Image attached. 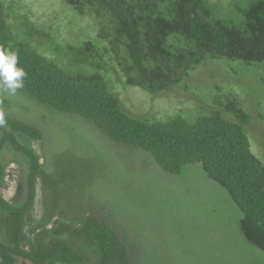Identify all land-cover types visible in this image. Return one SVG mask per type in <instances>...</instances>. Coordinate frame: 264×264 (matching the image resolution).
<instances>
[{
  "label": "rangeland",
  "instance_id": "obj_1",
  "mask_svg": "<svg viewBox=\"0 0 264 264\" xmlns=\"http://www.w3.org/2000/svg\"><path fill=\"white\" fill-rule=\"evenodd\" d=\"M207 1L224 16L245 2ZM0 2L17 43L72 72L77 67L67 50L94 42L104 53L102 66L111 92L132 117L193 121L222 112L217 100L233 97L249 116L245 130L250 150L264 167V67L205 59L182 84L151 95L124 85L98 38L97 22L78 16L64 0ZM7 117L36 127L41 138L11 132L4 123ZM88 211L112 226L132 264H264V253L239 231L241 212L200 165L168 176L148 154L113 142L90 122L59 114L23 91L0 89V247L16 256V264H37L32 248L51 237L58 225L78 228ZM10 212L24 215L19 251L5 238ZM66 240L83 256L82 264L98 263L94 248L72 237Z\"/></svg>",
  "mask_w": 264,
  "mask_h": 264
},
{
  "label": "trees",
  "instance_id": "obj_2",
  "mask_svg": "<svg viewBox=\"0 0 264 264\" xmlns=\"http://www.w3.org/2000/svg\"><path fill=\"white\" fill-rule=\"evenodd\" d=\"M64 1L78 16L97 22L98 38L124 85L151 95L182 84L205 59L264 67V0H245L225 16L216 14L207 0ZM0 48L16 53L17 67L26 72L24 86L17 90L40 105L84 119L113 142L148 154L168 176L200 165L241 212L238 227L244 239L264 253V167L250 150L245 130L249 116L239 101L222 96L216 102L222 112L193 121L132 117L111 92L102 66L104 53L94 42L67 50L77 67L72 72L17 43L1 2ZM4 123L15 134L41 138L40 130L25 122L7 117ZM23 225L22 213L10 212L5 218V238L14 251L21 249ZM66 237L98 251L97 264H132L128 248L95 211H88L78 228H52L51 237L32 248V259L37 264H82L83 256ZM16 262L11 251L0 247V264Z\"/></svg>",
  "mask_w": 264,
  "mask_h": 264
},
{
  "label": "clouds",
  "instance_id": "obj_3",
  "mask_svg": "<svg viewBox=\"0 0 264 264\" xmlns=\"http://www.w3.org/2000/svg\"><path fill=\"white\" fill-rule=\"evenodd\" d=\"M18 57L15 52L0 48V89L14 94L24 86L26 72L17 67Z\"/></svg>",
  "mask_w": 264,
  "mask_h": 264
}]
</instances>
